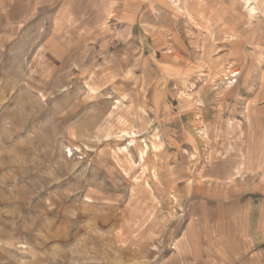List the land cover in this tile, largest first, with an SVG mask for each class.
I'll use <instances>...</instances> for the list:
<instances>
[{
	"label": "rangeland",
	"instance_id": "374dc122",
	"mask_svg": "<svg viewBox=\"0 0 264 264\" xmlns=\"http://www.w3.org/2000/svg\"><path fill=\"white\" fill-rule=\"evenodd\" d=\"M250 3L0 0V264H232L264 220Z\"/></svg>",
	"mask_w": 264,
	"mask_h": 264
},
{
	"label": "crops",
	"instance_id": "0c3cea01",
	"mask_svg": "<svg viewBox=\"0 0 264 264\" xmlns=\"http://www.w3.org/2000/svg\"><path fill=\"white\" fill-rule=\"evenodd\" d=\"M240 213L245 218L242 219L245 224L234 227L231 236H222L226 243L225 261L232 264H264V220L260 219L257 225L251 226V211L240 208L238 216ZM228 242H233L231 248H227ZM228 257L231 259L228 260Z\"/></svg>",
	"mask_w": 264,
	"mask_h": 264
},
{
	"label": "bare ground",
	"instance_id": "6f19581e",
	"mask_svg": "<svg viewBox=\"0 0 264 264\" xmlns=\"http://www.w3.org/2000/svg\"><path fill=\"white\" fill-rule=\"evenodd\" d=\"M240 1H242V2H244V4H245V8H247L246 10L248 11V13L251 15V14H253L254 12H253V8H249V6H250V1L251 0H240Z\"/></svg>",
	"mask_w": 264,
	"mask_h": 264
}]
</instances>
